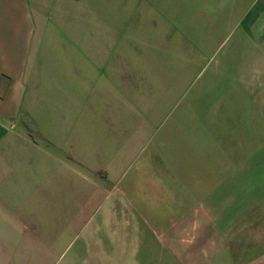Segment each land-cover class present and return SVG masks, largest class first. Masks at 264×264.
<instances>
[{
  "label": "crops",
  "instance_id": "obj_1",
  "mask_svg": "<svg viewBox=\"0 0 264 264\" xmlns=\"http://www.w3.org/2000/svg\"><path fill=\"white\" fill-rule=\"evenodd\" d=\"M136 147L207 185L161 237L176 260L264 264V0H0V252L25 188L53 203L73 175L113 184L106 159Z\"/></svg>",
  "mask_w": 264,
  "mask_h": 264
},
{
  "label": "rangeland",
  "instance_id": "obj_2",
  "mask_svg": "<svg viewBox=\"0 0 264 264\" xmlns=\"http://www.w3.org/2000/svg\"><path fill=\"white\" fill-rule=\"evenodd\" d=\"M137 50L144 53L142 45ZM167 63L169 68L175 67L174 61ZM172 111L168 110L166 125L159 126L158 131L166 126L174 132ZM137 117H143L142 112L138 111ZM244 119L249 127L261 122L250 106L244 109ZM25 128V134L37 135L30 126ZM184 159L194 165L199 160L202 168L200 159L207 164L206 157ZM106 160L115 164L113 184H108L111 179L106 171L88 172V183L73 175L69 186L55 190L53 203L47 201V186L43 188L46 197L42 202L33 201L31 188H25L27 198L20 204L18 223L24 230L19 236H3L6 243L2 244L0 264H181L171 255L170 242L161 237L169 235L171 218L182 220L193 211L197 205L195 195L203 196L207 185L201 183L199 193L194 195L196 184L192 189L179 180L180 172L164 168L158 155L140 147ZM246 177L248 173L240 179ZM229 182L235 183L232 179ZM213 184L202 198L204 201L224 198V183ZM101 185L103 189L98 188ZM249 195L254 194L249 191ZM171 257L175 262L168 259Z\"/></svg>",
  "mask_w": 264,
  "mask_h": 264
}]
</instances>
